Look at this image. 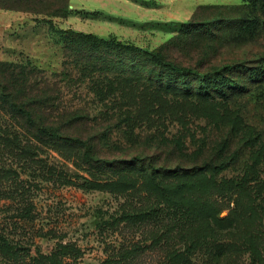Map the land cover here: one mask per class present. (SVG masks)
Instances as JSON below:
<instances>
[{
  "label": "rangeland",
  "instance_id": "obj_1",
  "mask_svg": "<svg viewBox=\"0 0 264 264\" xmlns=\"http://www.w3.org/2000/svg\"><path fill=\"white\" fill-rule=\"evenodd\" d=\"M112 1L37 0L28 3L43 9V13L0 7L5 10L4 16L0 11V63L5 64H0V80L10 84L6 77L9 71L7 73L5 69L14 64L18 74L16 79L22 83L19 96H37L43 100L39 117L66 134L87 140L97 156L93 165L87 164L81 160L82 149L78 146L37 139L23 127L25 121L20 120L15 125L16 129L27 137L32 136V140L41 147L39 157L43 163L55 169L62 179L54 182L51 177H41L37 173L30 176L22 173L29 183L32 181L35 184L30 199L34 200L36 209L34 224L19 228L16 234H21L26 240L34 239L30 246L33 254L38 249L51 251L59 238L75 241L84 250V256L77 264H122L119 261L120 247L132 254L130 261L123 264H163L167 247L160 243H164L165 237L153 244L156 220L145 215L141 217L136 212L140 206L143 209L154 199L152 179L161 178V182L171 188L179 182L198 181L200 175H163L150 169L146 163L173 169L176 166H191L205 159L214 160L216 154L212 148L216 142L227 138L230 151L235 152L237 158L216 178L243 176L246 167L242 166L251 161L256 153L251 150L264 145V99L257 98L264 93L252 89L235 95L239 97L231 100L212 102L205 97L207 95H191L162 87L158 80L149 82L146 79L144 82V77H141L137 79L142 81L139 91L136 88L140 96H129V99L128 96H110L97 76L90 79L79 69L80 54L66 49L58 32L49 24L52 21L56 30L72 28L100 36L114 34L120 40L149 50L159 48L167 58L201 71L220 69L234 63L248 66L263 64L264 31L252 29L251 33L238 36L229 32L228 25L218 27L222 22H230V18L246 14V8L235 6L239 4L238 0H132L131 7L123 0H119L118 5V1ZM4 3L16 7H26L27 4L18 0H4ZM15 14L19 18L15 19ZM188 22L193 23L191 27L200 28L183 31ZM132 56L128 55L129 58ZM108 73L111 74V71ZM101 74L103 76L105 72ZM131 74L138 76L145 71L140 69ZM244 75L247 76V73ZM192 85L197 84L192 81ZM217 113L223 118L221 125L215 124L211 118ZM233 121H237L241 135L247 132L246 129L250 131L253 128L260 132V138L246 141V137L231 132L224 123ZM3 135L0 132V197L5 191L20 187L16 177L8 180L1 169L10 163L14 152L11 144L2 139ZM203 140L209 143L207 152L198 157L195 151ZM137 156L144 161L139 165L137 160L138 168L125 172L132 182V185L125 186L126 191L120 192L125 197L118 199L107 189L83 185L85 178L93 179L91 172L94 169L103 177L108 170L106 168L112 170L128 166L127 162L120 161ZM262 156L259 155L257 160L259 165L264 164ZM115 160L118 162L113 163ZM94 164L99 167H89ZM207 178L210 179L209 175ZM257 180L264 181V165L257 174ZM171 189L165 191L171 199L169 209H173L169 210V221L176 222L174 210L179 208L183 193ZM157 192L160 193L159 190ZM240 194L238 202H223L220 216L225 220L218 223L226 229H230L235 222L248 230L259 228L262 215L248 207L250 192L245 189ZM213 198L219 197L215 193ZM120 201L127 203L128 211L135 212V215L121 227L102 229L100 224L110 220L111 214L119 210ZM15 206L10 199H0V225L12 222L11 218L13 221L16 219ZM184 208L189 215L186 226L190 228L194 220V206L187 203ZM236 213H240L239 217ZM139 217L141 220L137 221ZM245 236L247 233L242 240L247 239ZM242 249L245 248L242 246ZM256 259L249 257L248 251H242L236 263L252 264L254 261L253 264H264Z\"/></svg>",
  "mask_w": 264,
  "mask_h": 264
},
{
  "label": "trees",
  "instance_id": "obj_2",
  "mask_svg": "<svg viewBox=\"0 0 264 264\" xmlns=\"http://www.w3.org/2000/svg\"><path fill=\"white\" fill-rule=\"evenodd\" d=\"M5 1L14 2L15 0ZM18 1L26 2V7L8 5L4 3V0H0V7L33 13L45 12L43 9L28 4L37 0ZM235 6L246 8V14L230 18V22H222L218 27L222 28L228 25L229 32L238 36L251 33L252 29L264 31V0H242ZM192 24V22H188L183 31L190 32L200 28V26L191 27ZM49 25L55 32H58L66 49L83 55V57L78 56L80 60L79 69L90 79L97 76L99 82L108 89L107 94L110 96H128V99L129 96H140L138 87H141L142 81L138 82L137 79L141 77H144V82L146 79L149 82L158 80L162 87L169 89H178L191 95H207L205 97H209L212 102L231 100L234 97H239L235 95L250 92L252 89L264 93V63L255 66L234 63L224 65L220 69L201 71L191 66L178 64L167 58L159 48L149 50L132 42L120 40L114 34L100 36L93 32L72 28L56 30L52 21ZM204 27L211 29L208 24H204ZM128 55L133 56L129 58ZM10 65L12 66L9 69H5L7 73L9 71L6 77H8L7 80L10 84L0 80V132L4 134L2 136L4 142L11 144L14 152H12L10 163L3 165L1 169H3L8 180L16 177V183L20 187L18 190L5 191L3 197H0V199H10L16 205L14 209L16 219L13 221L11 218L10 221L12 222L0 225V264H77L84 256V250L75 241L59 238L51 251L46 252L38 249L37 253L33 254L30 246L34 239L26 236L30 238L26 240V238L21 237V234L17 236L16 233L19 228L34 224L36 209L34 200L30 199L32 187L35 184L32 181L29 183L28 178L22 177V173H26L28 176L37 173L41 177H51L54 182L62 179V176L54 168L52 170L51 166L43 163L39 157V148L41 147L32 140L31 135L37 139L78 146L82 149L81 160L87 164L92 163L93 165V161H97V156L87 140L66 134L51 122L39 117L44 101L39 100L37 96H19L21 92L19 86H22V83L16 79L18 76L16 67L14 64ZM10 68L12 69L10 70ZM140 69L144 70L145 74L131 76V73ZM109 71L111 74H107ZM102 72H105L103 76ZM245 73L247 76L244 75ZM192 81H195L197 85L193 86ZM103 87L101 89H104ZM257 98L264 99V96ZM213 115L211 118H213L214 123L221 125L223 123L221 114ZM20 120L25 121L23 127L30 131L29 137L25 136L21 130L16 129L15 125L19 124ZM224 125L230 127L228 129L236 135H241L237 121L224 123ZM246 130L247 132L241 135L242 138L246 137V141L260 138V132L256 129ZM208 144L204 140L200 143L198 150L195 151L198 157L206 154ZM263 146L262 144V146L251 150L252 153L256 152L252 155L254 158L242 166L243 168L246 167L243 171L244 174L237 178H216L220 172L228 169L237 158V154L230 151V143L227 138L216 142L212 148L216 154L214 160L205 159L191 166H176L173 169L168 166H156L152 162L146 163L150 169L162 172L163 175L171 173L176 177L201 176H199L198 181L195 179L192 182L183 181L173 184L172 189L164 185L161 178L152 179L153 186L151 185V187L153 188L154 199L143 209L140 206L136 212V215L140 214L141 217L145 215L157 221H155L156 226L153 228L152 243L157 244L165 237L164 243H160L161 246L167 247L163 264H237L239 254L242 251H248L249 257L253 259L256 257L258 262H264V181L257 180V174L260 173L264 165H259L257 162L259 155L264 157V154H260L264 152ZM137 160L139 165H142L144 158L137 156L131 159H122L120 162H127L128 166H119L112 170L106 168L108 170L105 171L106 175L103 177L96 173L97 169H94L91 172L93 179L85 178L83 185L107 189L106 191L121 199L126 195L123 193L120 195V192L126 191V185H132L125 172L130 169H137ZM115 162L118 160L113 161V163ZM92 165L89 167H99L98 164ZM207 174L210 179L207 178ZM247 174L250 176L247 177ZM151 178L154 177L151 176ZM226 184L229 186H225ZM170 189L176 193H183L182 199L178 203L179 208L174 210L177 216L176 222L169 221V210L173 209H169L171 199L166 196L165 191H170ZM245 189L251 194L248 207L262 215L260 227L256 229L253 227L248 230L235 222L230 229L224 228L218 223L225 220L220 216L223 202L227 200L238 202L237 197L241 196L240 191ZM158 190L160 193L157 192ZM215 193L219 197L218 199L213 198ZM187 203L194 206V220L193 224H190V228L186 226V218L189 215H187L184 206ZM134 215L135 212L130 213L128 211L127 203L120 201L119 210L111 214L110 220H104L100 227L102 229L121 227L122 224H127ZM239 215L240 213H236V217ZM141 217L137 221H140ZM246 233L247 239L242 240V236ZM260 238L263 240H258ZM242 246L245 249H242ZM139 248L137 247V249ZM120 250L119 261H122V264L129 262L132 255L130 251L122 247ZM240 263L242 264V262Z\"/></svg>",
  "mask_w": 264,
  "mask_h": 264
},
{
  "label": "crops",
  "instance_id": "obj_3",
  "mask_svg": "<svg viewBox=\"0 0 264 264\" xmlns=\"http://www.w3.org/2000/svg\"><path fill=\"white\" fill-rule=\"evenodd\" d=\"M112 0H109V2H111ZM115 1H118V3L116 4V5H118V4H120V1L119 0H113L112 2H115ZM145 1H147V0H145ZM123 2H125V4L126 5H129V7H131L132 6V0H123ZM242 2V0H238V3H241ZM0 11H2L4 14H2V16H4L5 15V10L4 9H0ZM98 11H100V12H102L101 10H99L98 9ZM16 13V12H15ZM19 13V12H18ZM16 18H19V15H17V14H15V19Z\"/></svg>",
  "mask_w": 264,
  "mask_h": 264
}]
</instances>
